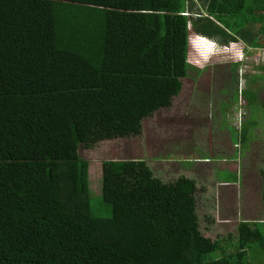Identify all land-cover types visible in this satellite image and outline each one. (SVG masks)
Wrapping results in <instances>:
<instances>
[{"label":"trees","instance_id":"trees-1","mask_svg":"<svg viewBox=\"0 0 264 264\" xmlns=\"http://www.w3.org/2000/svg\"><path fill=\"white\" fill-rule=\"evenodd\" d=\"M191 32L242 42L247 58L264 48V0H0V264L262 260L264 222L206 236L196 182L144 160H104L91 195L80 145L139 136L171 106L195 69Z\"/></svg>","mask_w":264,"mask_h":264},{"label":"rangeland","instance_id":"rangeland-1","mask_svg":"<svg viewBox=\"0 0 264 264\" xmlns=\"http://www.w3.org/2000/svg\"><path fill=\"white\" fill-rule=\"evenodd\" d=\"M263 51L250 50L245 64L233 70L231 63L239 58L237 50L213 57V63L205 66L206 62L195 59L190 46L189 62L195 69L181 79L182 89L171 106L143 120L139 136L106 140L93 148L80 145V157L90 161L92 197L98 199L101 194L104 160L141 159L165 182L179 176L196 182L200 230L212 239L224 234L234 236L236 213L246 219H264V208H260L264 70H259L264 66L260 58ZM243 127L249 139L246 145L238 143ZM227 162L233 166L227 165L231 170L224 169ZM237 166L238 172L233 170ZM211 193L220 197L213 198ZM211 217L216 219L217 228L207 221ZM207 225L214 228L206 234ZM258 255L261 258L263 253ZM255 264H264V257Z\"/></svg>","mask_w":264,"mask_h":264},{"label":"clouds","instance_id":"clouds-1","mask_svg":"<svg viewBox=\"0 0 264 264\" xmlns=\"http://www.w3.org/2000/svg\"><path fill=\"white\" fill-rule=\"evenodd\" d=\"M189 46H191L195 52V59L203 63L206 62L205 66L211 65L215 58H219L226 53H232L235 50L239 52V58L233 62L237 63L247 60V58L244 57V45L242 42H233L230 45H223L216 38L191 32L189 36Z\"/></svg>","mask_w":264,"mask_h":264},{"label":"crops","instance_id":"crops-1","mask_svg":"<svg viewBox=\"0 0 264 264\" xmlns=\"http://www.w3.org/2000/svg\"><path fill=\"white\" fill-rule=\"evenodd\" d=\"M258 50L260 49V48H257ZM257 49H255V50H257ZM261 49H264V48H261ZM227 165H231L230 164V162H227V163H224V169L225 170H231L232 168H229L228 169V167H227ZM232 166V165H231ZM233 167V166H232ZM234 171H237L238 172V170H239V168H238V166L237 167H235L234 169H233ZM223 184L224 185H227V186H231V185H229V184H227V183H225V182H223ZM232 188H233V186H231ZM225 188V187H224ZM206 190H208L207 188H204V191H206ZM237 191H239V188L237 189ZM208 194H210L209 192H208ZM221 194V193H220ZM217 196V197H220V196H218L217 195V193L216 194H214V193H211V196H213V198H214V196ZM261 195H262V190H261ZM261 200H262V198H261ZM264 203H263V201H262V203H261V206H260V208L261 209H263L264 208V205H263ZM197 213H198V210H197ZM236 215V217H238L237 219H238V221H237V224L235 225V230L237 231V226H238V224L240 223V222H243V221H249V222H264V219H255L256 217H250V218H242L240 215H237V213L235 214ZM207 219V221L208 222H210L211 224H214L213 226L214 227H216L217 228V221H216V219L214 218V217H211V218H206ZM200 223V222H199ZM264 224V223H263ZM212 225H207L205 228H204V231H205V233L207 234V233H210V231L212 230V228H214ZM200 228V227H199ZM236 234V233H235ZM234 234V235H235ZM225 235V234H224Z\"/></svg>","mask_w":264,"mask_h":264},{"label":"built area","instance_id":"built-area-1","mask_svg":"<svg viewBox=\"0 0 264 264\" xmlns=\"http://www.w3.org/2000/svg\"><path fill=\"white\" fill-rule=\"evenodd\" d=\"M186 14V13H185ZM261 60L264 62V54L260 57Z\"/></svg>","mask_w":264,"mask_h":264}]
</instances>
